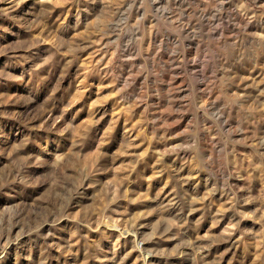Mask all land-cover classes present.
<instances>
[{
	"label": "rangeland",
	"instance_id": "1",
	"mask_svg": "<svg viewBox=\"0 0 264 264\" xmlns=\"http://www.w3.org/2000/svg\"><path fill=\"white\" fill-rule=\"evenodd\" d=\"M0 0V264H264V0Z\"/></svg>",
	"mask_w": 264,
	"mask_h": 264
},
{
	"label": "bare ground",
	"instance_id": "2",
	"mask_svg": "<svg viewBox=\"0 0 264 264\" xmlns=\"http://www.w3.org/2000/svg\"><path fill=\"white\" fill-rule=\"evenodd\" d=\"M220 1H221L222 3H223V2H226V0H220ZM221 2H220V3H221Z\"/></svg>",
	"mask_w": 264,
	"mask_h": 264
}]
</instances>
